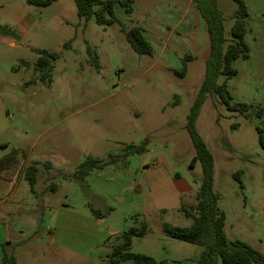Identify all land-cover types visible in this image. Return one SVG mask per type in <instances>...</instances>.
I'll return each instance as SVG.
<instances>
[{"label":"rangeland","instance_id":"1","mask_svg":"<svg viewBox=\"0 0 264 264\" xmlns=\"http://www.w3.org/2000/svg\"><path fill=\"white\" fill-rule=\"evenodd\" d=\"M243 1L249 14V56L233 62L237 74L227 80V88L232 102L251 104L254 111L264 109V0ZM217 3L229 39L236 3ZM31 8L38 22L30 41L13 55L3 48L6 58H0V156L15 149L23 154L7 169L16 177L38 162L37 197L31 202L43 205L45 199L47 204L35 229L27 221L22 226L26 234L20 233L13 246L20 264H109L106 256L122 240V232L142 221L147 230L132 238L133 252L152 256L158 264H196L202 247L171 237L162 227L164 222L191 224L179 207L195 202L202 181L200 163L190 165L195 150L185 128L209 53L206 23L193 0H136L131 14L114 5L125 28H142L152 56L136 53L119 25L79 19L73 0ZM36 49L60 54L44 79L34 67ZM185 55L190 60L180 76L176 72ZM257 127L264 136V111L261 117L246 118L209 95L196 120L213 155L218 207L227 214L228 231L230 220L245 208L260 212L264 150ZM145 138L144 152L93 170L84 181L70 177L88 156L106 158ZM239 170L243 188L234 178ZM20 189L28 193L29 186L21 182ZM92 209L101 216L95 217ZM251 220L253 236L264 240L261 217L252 215ZM80 236L83 242L70 249L67 241L77 242ZM50 237L62 244H52ZM250 242L264 253V241ZM87 247L86 254L75 251Z\"/></svg>","mask_w":264,"mask_h":264},{"label":"trees","instance_id":"2","mask_svg":"<svg viewBox=\"0 0 264 264\" xmlns=\"http://www.w3.org/2000/svg\"><path fill=\"white\" fill-rule=\"evenodd\" d=\"M57 0H26L28 5L36 7H47ZM76 6L77 16L86 23L91 18L97 25L106 27L117 24L125 35V39L130 47L140 55L152 56L154 53L150 42L145 38L140 26L134 25L125 28L124 24L117 17L114 5L118 3L126 14H131L135 0H73ZM236 9L233 12V24L230 30V38L225 35L223 13L218 7L217 0H193V3L200 16L206 23V30L209 38V53L206 59L205 73L201 85L190 106L185 121V128L192 141L195 155L192 157L190 165L193 166L198 161L202 168V181L195 193V202L189 205L180 204L179 210L185 217L190 218L189 226H178L164 222L162 227L166 234L182 241L199 245L202 250L196 259V264H264V254L252 247L245 241L234 239L228 240L224 226L225 213L218 207L219 193L214 189V160L213 155L206 146L203 138L196 129V120L200 108L209 95L218 101L219 104L230 111L244 112L246 118L253 115L261 117L264 109L247 103L232 102V97L227 88V80L237 74L233 62L238 58L246 59L249 56V46L245 36L247 32L246 21L249 16L243 0H234ZM37 58L35 69L41 74V78L46 77L47 71L52 68V61L58 59L60 54L55 51L36 49ZM87 54L93 66L98 69L99 63L90 47L86 48ZM190 60L189 55H185L182 60L180 71L176 72L180 76L186 73V63ZM223 78L222 81H219ZM258 142L264 150V136L260 128ZM147 138L139 145L128 144L120 153L111 154L106 158L88 156L78 164L76 171L70 176L73 180L84 181L93 171L103 169L126 157L139 154L145 151ZM23 155L15 149L0 157V173L13 166L18 157ZM49 165V164H48ZM39 172V164L33 161L23 169V176L28 183L29 190L35 196L36 183ZM242 171L234 173V178L241 182ZM55 190L53 184L50 185ZM95 217H100L101 213L92 209ZM147 230L146 222L142 221L138 227H130L121 234V241L112 246L110 253L106 256L109 264H158L149 255L133 252L131 250L132 238L141 236ZM126 262V263H122ZM3 264H15L12 255L4 254Z\"/></svg>","mask_w":264,"mask_h":264},{"label":"crops","instance_id":"3","mask_svg":"<svg viewBox=\"0 0 264 264\" xmlns=\"http://www.w3.org/2000/svg\"><path fill=\"white\" fill-rule=\"evenodd\" d=\"M31 7L32 5H28L26 0H6V2L0 4V58H6L4 55L5 52L2 50L3 48L5 49V47H8V52L13 55L16 47H20L22 44H25V42L30 41L31 29L35 27L36 22H38L36 14L32 13L34 10L32 11ZM134 7L135 2L133 4V10L135 9ZM15 59L16 58L14 57V60ZM21 61L20 64L24 65V60L22 62ZM21 182L28 184L23 174L18 173L16 177V175L9 174L7 170L0 173V264H3L4 254L12 255L15 259V264H20L19 255L15 252L13 246L16 243H19L20 233L21 237L26 234L24 230L22 231V226H24L27 221L30 229H35L40 223L41 212L44 214L47 206L45 199L43 205L31 202L37 196L31 193L29 189V194L26 193L25 190L20 189ZM213 186L215 189L214 182ZM178 192L182 193L183 191L178 190ZM261 199L260 212L251 213L247 210V208H245V211L242 214L236 215L233 220H230L229 231L226 230L228 227V217L225 211L222 210L225 213L224 230L228 240L239 239L250 245L252 244L250 240H255L258 243H262V241H264L258 234H254L253 236L255 221L251 220L252 215L260 216L264 227V197ZM71 226L72 227H70V229L74 235L72 219ZM50 239L51 243L54 245L62 244L59 241V238L54 239L53 237H50ZM76 239L77 242H74V238L67 241V244H69L67 246H69L70 249L74 250V245L76 246L83 242L82 236ZM9 246L11 249H9ZM88 249L89 247L83 249L82 251H78L76 249L75 251L78 254L83 255L86 254ZM103 261L104 260H102V264H104ZM25 264L30 263L26 262Z\"/></svg>","mask_w":264,"mask_h":264}]
</instances>
